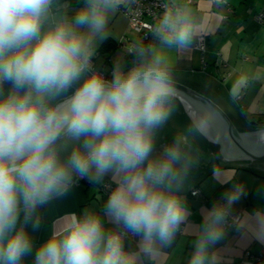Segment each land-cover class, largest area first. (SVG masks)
<instances>
[{"label": "clouds", "instance_id": "9594fccd", "mask_svg": "<svg viewBox=\"0 0 264 264\" xmlns=\"http://www.w3.org/2000/svg\"><path fill=\"white\" fill-rule=\"evenodd\" d=\"M123 3L0 0V264H155L189 225L182 190L199 164L191 138L207 136L215 113L198 105L186 129L158 139L181 99L171 51L190 47L197 24L159 0L148 35L109 71L96 49ZM239 91L234 84L230 99ZM244 135L264 145V126ZM81 181L105 187L106 199L59 217L35 245L41 210ZM243 193L237 185L202 210L187 264H220L216 245Z\"/></svg>", "mask_w": 264, "mask_h": 264}, {"label": "crops", "instance_id": "0c3cea01", "mask_svg": "<svg viewBox=\"0 0 264 264\" xmlns=\"http://www.w3.org/2000/svg\"><path fill=\"white\" fill-rule=\"evenodd\" d=\"M182 6L191 12L197 30L187 50L182 53L171 51L173 69L203 71L222 83L228 94L238 83L239 96L234 102L243 119L252 125H264V21L256 19L258 13L264 12V0H228L226 5L215 4L214 0H194ZM125 33L130 37L134 34L127 17L118 10L110 18L107 38L118 40ZM200 33L207 36L204 52L195 48ZM99 47L96 56H103L100 65L106 68L110 56L108 52L101 53ZM237 185L243 186L244 193L231 206L229 214L236 211L242 214L238 228L225 226L224 238L216 245L220 264H232L245 250L264 253V242H261L264 241V229L256 215L260 213L264 217V175L242 167H222L209 172L187 192H182L190 209L189 225L177 236L172 248L163 250L155 264H187L192 251L191 233L193 226L200 223L202 210L222 199L226 190ZM101 188L81 181L65 198L42 209L43 223L32 233L35 245L48 238L52 223L59 217L79 212L85 206L101 205L107 197ZM194 189L198 190L196 194H192ZM126 246L135 249L136 238L129 237ZM133 264H136L135 258ZM144 264L149 262L145 259Z\"/></svg>", "mask_w": 264, "mask_h": 264}, {"label": "water", "instance_id": "95a60500", "mask_svg": "<svg viewBox=\"0 0 264 264\" xmlns=\"http://www.w3.org/2000/svg\"><path fill=\"white\" fill-rule=\"evenodd\" d=\"M172 70L181 99L168 125L161 131L158 144L170 140L177 129L189 126V113L194 107L204 105L215 113L207 136L191 138L192 145L199 149V153L193 151V155H198L199 164L191 169L182 192H187L217 168L242 167L264 175V145L257 144L254 136L244 135L264 125L247 123L222 83L212 76L203 71Z\"/></svg>", "mask_w": 264, "mask_h": 264}, {"label": "built area", "instance_id": "2783aa9c", "mask_svg": "<svg viewBox=\"0 0 264 264\" xmlns=\"http://www.w3.org/2000/svg\"><path fill=\"white\" fill-rule=\"evenodd\" d=\"M194 0H171L173 4H186L191 3ZM159 0H126L119 9L128 19V24L130 30L136 34L142 41L146 35H148L149 28L155 22L156 15L162 10L158 7ZM257 21H264V12H260L256 16ZM151 39V37H148ZM121 47H125L127 52L138 42L132 40L128 34H123L118 40ZM207 46V36L204 33L197 35L195 48L200 52H204ZM110 71V70H109ZM106 194L107 190L102 186L101 188ZM197 189L192 190V194H196ZM241 212L236 211L229 214V220L226 226L238 228L236 224L233 223V218L240 221ZM245 262L251 263H261L264 262V253L262 252H252L250 250H245L242 257L234 261L232 264H243Z\"/></svg>", "mask_w": 264, "mask_h": 264}, {"label": "rangeland", "instance_id": "374dc122", "mask_svg": "<svg viewBox=\"0 0 264 264\" xmlns=\"http://www.w3.org/2000/svg\"><path fill=\"white\" fill-rule=\"evenodd\" d=\"M73 3H75V0H73ZM132 40L136 41V42H139L140 41V38L134 34H132ZM100 45V43L98 44V46ZM126 50V49H125ZM121 49V48H118L115 49L111 54H109L110 56V60L107 63L106 65V68L109 70L111 67H112V64H113V61L116 60V59H122V58H126L127 59V56H125L126 51ZM103 56H96L95 55V63H98L100 64V62H103Z\"/></svg>", "mask_w": 264, "mask_h": 264}, {"label": "trees", "instance_id": "16d2710c", "mask_svg": "<svg viewBox=\"0 0 264 264\" xmlns=\"http://www.w3.org/2000/svg\"><path fill=\"white\" fill-rule=\"evenodd\" d=\"M119 40V39H118ZM118 40H113L111 38H106L101 44H100V47H99V51L101 53H107L110 54L112 53L115 49L118 48H121V46L119 45V41ZM126 56H127V59H130L131 57L128 56L129 53L127 52L126 50ZM103 66V65H102Z\"/></svg>", "mask_w": 264, "mask_h": 264}]
</instances>
